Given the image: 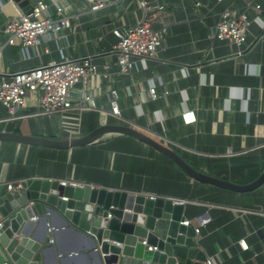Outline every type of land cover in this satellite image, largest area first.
Returning a JSON list of instances; mask_svg holds the SVG:
<instances>
[{
    "label": "crops",
    "instance_id": "crops-1",
    "mask_svg": "<svg viewBox=\"0 0 264 264\" xmlns=\"http://www.w3.org/2000/svg\"><path fill=\"white\" fill-rule=\"evenodd\" d=\"M61 1L68 5L64 15L71 28L53 35L48 53L37 47L21 59L20 45H8L2 32L8 17L21 11L10 0H0V80L58 62L61 53L78 59L90 56L100 75L92 82L97 109L43 115L39 95L32 93L13 119L0 105V132L72 141L102 126L123 125L163 144L208 177L248 185L261 176L264 0H149L165 6L168 35L156 57L139 62L138 72L124 77L117 75L111 31L142 22L140 0H109L97 12L89 11L86 0ZM255 4L261 6L260 13L248 10ZM226 9L248 10L252 47L240 59L232 58L234 48L211 37L218 14ZM149 87L155 88L156 100L149 98ZM110 89L118 92L120 121L110 115ZM184 112H193L195 123L184 125ZM32 179L182 202L183 221L198 230L195 241L206 259L215 258V264H264V184L247 193L200 184L151 147L125 135L108 134L68 150L0 143V197L7 183ZM47 227L48 242L38 251V264H97L89 241L64 230L57 215L47 216ZM44 234L43 223L37 222L30 235L39 239ZM5 260L9 256L0 245V263Z\"/></svg>",
    "mask_w": 264,
    "mask_h": 264
},
{
    "label": "water",
    "instance_id": "water-1",
    "mask_svg": "<svg viewBox=\"0 0 264 264\" xmlns=\"http://www.w3.org/2000/svg\"><path fill=\"white\" fill-rule=\"evenodd\" d=\"M10 1L22 14L31 13L29 0ZM75 88L80 89L81 85ZM108 134L125 135L151 147L200 184L234 193L251 192L264 184V172L248 185L208 177L163 144L123 125L102 126L72 141L0 132V143L68 150L87 146ZM20 187L19 194L6 192L0 197L3 220L0 245L13 264H38V251L46 249L43 245L50 233L48 215H57L64 230L88 240L97 264H204L206 261L198 249L193 229L182 225L183 208L171 201L91 186H63L48 179L21 182ZM37 222L43 223L45 232L39 239L30 235ZM48 248L52 250V246Z\"/></svg>",
    "mask_w": 264,
    "mask_h": 264
},
{
    "label": "built area",
    "instance_id": "built-area-1",
    "mask_svg": "<svg viewBox=\"0 0 264 264\" xmlns=\"http://www.w3.org/2000/svg\"><path fill=\"white\" fill-rule=\"evenodd\" d=\"M222 1L216 0L217 3ZM86 2L89 4V11L97 12L104 9L109 0H86ZM196 6L199 7L200 3ZM67 7V3L61 0H33L30 14L24 15L19 12L8 17L3 25L2 32L8 36L7 44L20 45L21 59L27 58L29 50L37 47H43L44 53H48L46 46L53 39V35L57 37L60 31L71 28L69 18L64 15ZM139 8L143 13L141 23L130 27H115L111 31L116 39L112 52L115 55L117 75L120 77L137 73L139 62L144 63L156 57L168 35L169 26L164 19L166 11L164 5L149 0H140ZM251 9L255 13L261 12L259 4H255L248 10ZM248 10L226 9L220 12L211 30V37L214 40L224 42L234 48L235 52L232 55L234 59L242 58L252 47L248 42L250 27ZM99 76L98 66L92 62L90 56L78 59L66 57L61 53V60L58 62L39 65L2 77L0 105L13 119L17 111L26 108L27 95L37 93L40 113L43 115L64 114L74 109L81 112L96 110V96L92 91V82ZM102 77L107 78V75ZM77 84L81 85L79 90L75 88ZM148 95L151 100L158 98L154 87H149ZM107 102L112 118L120 121L116 90L108 91ZM181 120L184 125H191L196 121L193 112H184ZM59 183L63 186H80L64 181ZM20 184L19 182L7 183L6 192L19 194ZM148 198L156 199L155 197ZM182 204L179 202V205ZM2 225L3 220L0 219V229ZM182 225L191 227L189 221H183ZM192 229L197 235L198 230ZM0 264L13 263L5 260ZM204 264H215V258L206 259Z\"/></svg>",
    "mask_w": 264,
    "mask_h": 264
}]
</instances>
